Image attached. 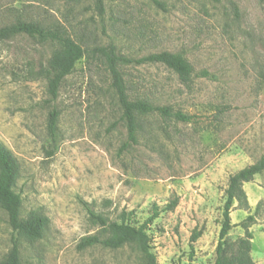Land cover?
<instances>
[{"label": "rangeland", "instance_id": "374dc122", "mask_svg": "<svg viewBox=\"0 0 264 264\" xmlns=\"http://www.w3.org/2000/svg\"><path fill=\"white\" fill-rule=\"evenodd\" d=\"M159 1L0 0V28H60L86 50L50 102L41 70L55 46L24 35L0 42V141L19 162L22 217L47 218L43 236L29 238L0 206V264L15 245L20 264H142L134 244L82 248L86 236L110 235L89 211L109 221L130 213L140 225L177 196L149 226L158 262L216 263L230 177L264 157V1ZM109 44L134 58L181 54L194 69L188 80L162 63L121 70L132 97L191 120L146 116L127 144L113 79L92 52ZM244 189L250 208L234 203L225 257L249 239L254 264H264V172Z\"/></svg>", "mask_w": 264, "mask_h": 264}, {"label": "trees", "instance_id": "16d2710c", "mask_svg": "<svg viewBox=\"0 0 264 264\" xmlns=\"http://www.w3.org/2000/svg\"><path fill=\"white\" fill-rule=\"evenodd\" d=\"M152 1L157 5H161L159 0ZM22 35L37 39L43 43H51L55 46L47 66L41 70L42 76L47 80L49 100L54 102L58 98L63 82L74 71L77 63L85 56L86 50L79 42L60 28H48L36 22L24 21L0 28V42ZM92 52L104 62L113 79V87L116 90L122 110V120L125 121L128 130L127 144L138 142V134L142 128L141 121L146 116L160 115L163 118H174L183 122L191 120V117L184 113L179 111L172 113L169 107L157 105L148 98L132 97L121 70L123 66L127 65L162 63L178 73L183 79L188 80L194 73V69L181 54L159 52L134 58L119 53L114 44L96 47ZM203 74L207 73L204 72ZM59 120L60 111L54 107L48 121V131L53 139H56L58 134ZM263 172L264 157L257 163L239 170L230 177L229 187L226 191L227 200L223 212L215 264H254L250 255L251 243L249 239L241 244L239 255L231 260L225 257L226 239L231 229L235 226L231 217L234 203L238 202L241 208H250L244 184ZM19 177L20 166L17 158L0 141V206L7 212L9 223L15 232H19L29 238H41L47 225V218L39 216L24 219L22 217V197L16 191ZM178 204L179 197L177 196L163 210H173ZM163 210L155 207L153 215L140 225L132 223L130 213L123 212L120 221H109L105 216L90 210L93 222L102 227L105 232H110V235L108 237H102L100 234L86 236L82 239L80 246L87 248L94 245H103L117 249L126 244H134L142 256V264H160L154 252L149 226L159 217L160 212ZM252 219L253 217H249L243 224H247ZM248 236L250 239L252 238L250 233H248ZM3 264H20L17 245L14 246L8 260Z\"/></svg>", "mask_w": 264, "mask_h": 264}]
</instances>
